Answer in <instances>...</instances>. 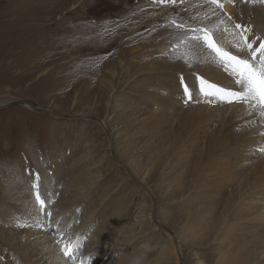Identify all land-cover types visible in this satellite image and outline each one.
I'll use <instances>...</instances> for the list:
<instances>
[{
	"label": "rangeland",
	"instance_id": "rangeland-1",
	"mask_svg": "<svg viewBox=\"0 0 264 264\" xmlns=\"http://www.w3.org/2000/svg\"><path fill=\"white\" fill-rule=\"evenodd\" d=\"M210 7L205 0H0V99L50 113L19 105L0 110V235H11L17 242L0 239V264H74L59 251L57 241L77 239L81 247L75 264H80V253L91 257L90 264H180L178 254L187 264H225L222 256L228 245L218 237L217 222L202 229L203 212L196 214L201 203L191 200L198 197L188 198L192 191L187 185H175L174 173L183 170L182 165L167 175V166L155 161V150L169 146L179 133L177 118L212 109V119L200 132L209 129L217 135L221 109L229 108L238 120L248 108L209 102L201 95L185 103L182 85L200 88L197 76L230 78L222 85L233 83L205 60L204 53L193 54L187 63L178 58L182 32L170 21L193 23L195 17V23H213L217 16ZM249 8L238 0V22L250 23L259 32L252 22L255 17L246 12ZM216 12L222 16L219 9ZM258 15L264 21V13ZM158 70L162 72L156 74ZM156 78H173L169 84L177 94L172 104L166 85ZM53 114L95 118L101 124ZM158 116L164 119L159 131L150 122ZM225 123H230L229 115ZM261 127L255 115L235 124L231 134L264 131ZM111 147L120 164L113 160ZM262 149L264 143L244 150L243 157L259 154L248 167L264 159ZM36 174L52 200L42 215L29 195ZM152 200L156 220L174 234L178 246L152 222ZM47 210L52 211L50 218ZM250 217L264 220V205ZM37 219L45 228L48 222L54 227L39 232ZM29 242L38 243L39 251L26 261ZM170 244L179 253L174 254ZM262 250L251 264H264Z\"/></svg>",
	"mask_w": 264,
	"mask_h": 264
},
{
	"label": "bare ground",
	"instance_id": "bare-ground-1",
	"mask_svg": "<svg viewBox=\"0 0 264 264\" xmlns=\"http://www.w3.org/2000/svg\"><path fill=\"white\" fill-rule=\"evenodd\" d=\"M225 11L229 13L235 12L236 14H239L234 11L233 5L229 4L225 5ZM246 12L249 14V17H255V20L252 22L255 23L256 28H259V32H264V21L258 17L260 16L258 15V12L264 13V9L260 7H256L255 9H253L251 7ZM163 51L164 50H162V52ZM160 70L156 71L155 73L159 74L160 72H162ZM224 76L227 77V73ZM208 79L210 82L215 81L220 85L224 84L223 82H231L230 78L218 77ZM156 80L163 82L166 85V89H168L170 92V96L167 99L172 104V100H174L177 94L174 87L170 86L169 84L173 81V78H156ZM186 80L188 79L186 78ZM185 85L189 86L190 90L195 89L196 97L200 95L199 86L194 87L185 83L184 85H182V88H184ZM203 99L205 100V98ZM11 100L12 99H0V105L10 103L12 104L17 102ZM160 100L161 99H159L158 102ZM173 103L175 102L173 101ZM179 103L180 102H178L177 104L180 105ZM201 106L204 105L202 104ZM207 110L208 112L201 108L199 110H192L189 112L190 115L186 118H177L180 120L179 133L173 136L172 143H170L169 146H167L166 148L155 150V161L157 164L167 166V175L173 174V172H175L178 168H181L180 166L182 165L184 169L180 172V169H178V171L174 173L176 174L175 181L177 182L175 185H177L178 189L181 187V185L182 187L187 185L188 188H190L189 193L192 191V194L188 198H194V196L198 197L191 200L199 201L201 203V209L199 211L197 210L198 212L196 214H200V212H203V215L199 219V224L202 229H208V226L211 225L212 221L217 222L219 226L217 234H221L218 237H220V241H222V243H227L226 245H228V247L224 251L225 254L222 256V259L224 260L223 263L251 264L253 257L256 255V252L259 249L264 250V220L250 217L251 212H253L254 210H260V208L264 205V159H259L250 168L248 167V164L252 162L254 158L258 159L257 155L259 154L243 157V153L244 150L250 149L252 147L255 148L257 145H261L262 143H264V131L256 130L248 133L247 131H245L242 134H235L232 137L231 132L235 124L237 125L240 122L252 119L255 115L258 114L253 110L247 108L246 111L241 113L240 118L236 120L233 117L230 109L224 108L221 109L220 113V119L222 120L220 133L215 135L213 131L204 129L203 134H201L200 131L202 130L200 128L202 127V125L204 123L210 122L212 116L214 115V111L212 109ZM228 115L230 118V123L226 124L225 122L228 118ZM172 117L173 115L171 116V118ZM196 119H198V121L195 125L192 121ZM153 120H151L150 122L158 126L159 124H162V120L164 119L158 116L153 118ZM260 125H262L261 128L264 129V120H262L261 117ZM159 128L160 126H158V128L155 127V129L158 131ZM155 129L151 130L152 133H154ZM197 131H199L200 133L197 134ZM260 133L263 134L261 135ZM167 134H165L161 139H163ZM140 135H142V132L140 133ZM161 139L158 140L157 144ZM196 146H199L198 149H196ZM112 153L111 155L113 160L120 164L115 159V155L113 156ZM248 169L249 171H247ZM76 180L78 181L79 179ZM133 180L136 181L134 178ZM250 181L251 183H249ZM136 182L139 187H142V185L140 184L141 182ZM245 184H247L248 187L246 188V191L242 192L241 188ZM170 186L168 188H170ZM173 187L175 186L173 185ZM236 190L237 192H235ZM248 190L250 191L246 193ZM254 190L255 192L251 193V191ZM146 192L148 193V191ZM224 193H227L228 195H224ZM254 198L257 199L255 200ZM153 208L152 210H154ZM34 209L36 208L34 207ZM36 212H34V210H31V214H33L34 216H37ZM154 214L151 213L152 222L156 226L162 227L163 230H165L166 227L164 228L162 226L161 221L159 222V220H156V215ZM54 215L57 216V214ZM37 217L42 218L39 215ZM43 218L45 219L46 217L43 216ZM35 228L39 232L42 231V228ZM165 231L167 232V234H169L170 238H172V242H174L173 245L175 244L176 246H178L174 234L169 230ZM199 231L201 232L203 230L200 229ZM0 239L7 240V243L11 245H14V243L17 244V242H14V240H12L11 235H5L3 232H1ZM169 248H171L174 254H176V252L179 253V249L172 248V246ZM27 249H29V251L27 250V253L23 257L26 258V261H29L28 258L32 257L33 253L39 251V244L36 242H29ZM46 255H48V253ZM177 259L180 264H187L182 261L180 254H178ZM194 264L203 263L201 261H197Z\"/></svg>",
	"mask_w": 264,
	"mask_h": 264
},
{
	"label": "snow or ice",
	"instance_id": "snow-or-ice-1",
	"mask_svg": "<svg viewBox=\"0 0 264 264\" xmlns=\"http://www.w3.org/2000/svg\"><path fill=\"white\" fill-rule=\"evenodd\" d=\"M154 2L176 4L183 3V0H154ZM239 2L253 9L256 7L264 9V0H239ZM205 3L211 6L212 15L217 16L215 22L195 23V17L191 18L193 23L170 21L172 26L182 32L176 48L178 52L183 49V52H180L178 58L184 59L187 63L193 58V54L204 53L205 60L221 68L232 78L233 83L220 85L197 76L200 95L209 102L245 105L264 120V32L255 31L250 23L238 22L240 17L235 12L225 11L226 4L235 7L238 0H205ZM216 9L220 10L222 16L216 12ZM224 17L227 19L225 20ZM205 19H209L207 14ZM180 82L184 84L185 77L181 76ZM183 96L186 98L185 103L193 100L195 89L190 90V87L185 85ZM29 188V195L34 197L35 204L38 206L34 210L43 214L52 200L47 189L42 185L39 174L31 178ZM47 216L49 218L52 216L51 210H47ZM58 225L57 221L56 227ZM17 226L27 225L18 223ZM35 226L45 231L54 227L51 222H48L45 228L38 219ZM57 243L64 257L71 258L75 264V253L81 247L79 239L60 240ZM90 262L89 255L80 253V264H90Z\"/></svg>",
	"mask_w": 264,
	"mask_h": 264
},
{
	"label": "water",
	"instance_id": "water-1",
	"mask_svg": "<svg viewBox=\"0 0 264 264\" xmlns=\"http://www.w3.org/2000/svg\"><path fill=\"white\" fill-rule=\"evenodd\" d=\"M27 106V107H29L30 109H32V110H35V111H37V112H39V113H41V114H50L48 111H43V110H40V109H36V108H34V107H32L31 105H29V104H27V103H25V102H22V101H17V102H15V103H10V104H4V105H0V110H3V109H6V108H8V107H12V106ZM53 116H56V117H59V118H65V119H68L69 117H71V118H74V119H80V120H89V121H92V122H97L98 124H100V121L99 120H97V119H95V118H89V117H80V116H58V115H54L53 114ZM102 128H104V126H102ZM106 132V131H105ZM106 135H107V138H108V140H109V143H110V145H111V140H110V136L108 135V133L106 132ZM113 152V150H112V147H111V153ZM113 154V156H114V153H112ZM148 195L150 196V194H149V192H148ZM154 200V199H153ZM152 200V203H153V205L155 204V201H153ZM154 209V208H153ZM152 213L154 214V210H152ZM153 221H154V218H153ZM165 230H167V229H165ZM168 231V230H167Z\"/></svg>",
	"mask_w": 264,
	"mask_h": 264
},
{
	"label": "clouds",
	"instance_id": "clouds-1",
	"mask_svg": "<svg viewBox=\"0 0 264 264\" xmlns=\"http://www.w3.org/2000/svg\"><path fill=\"white\" fill-rule=\"evenodd\" d=\"M94 258V257H93Z\"/></svg>",
	"mask_w": 264,
	"mask_h": 264
}]
</instances>
